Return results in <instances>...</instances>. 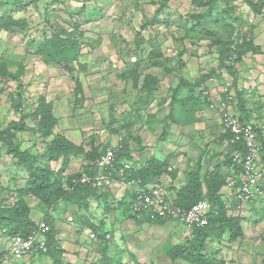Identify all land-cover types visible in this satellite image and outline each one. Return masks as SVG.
<instances>
[{"label":"rangeland","instance_id":"obj_1","mask_svg":"<svg viewBox=\"0 0 264 264\" xmlns=\"http://www.w3.org/2000/svg\"><path fill=\"white\" fill-rule=\"evenodd\" d=\"M83 5L85 17L80 19L76 13ZM200 14L207 15L202 20L213 31L191 30L194 16ZM75 17L82 22L83 36L74 60L45 63L39 48L53 34L72 30ZM218 37L225 45L216 44ZM247 37L257 49L238 60L249 46ZM225 49L230 56L227 66L237 59L236 74L222 63ZM7 59L16 62L12 73L19 70L18 63L25 71L16 77L0 71V127L23 119L30 129L18 131L13 141L34 156L36 167L52 169L62 179L64 172L74 174L86 165L82 158L69 163L62 155H47L56 135H44L39 130L41 117L35 116L46 102L52 103L56 129L75 144L91 149L94 137L95 145L117 148L127 138L132 153L124 160L133 169L125 168V180L117 174L122 164L112 176L105 174L106 168L86 171L80 184L89 186L78 194L85 200L67 196L44 204L23 193L30 176L27 163L16 159L0 138L2 207L13 206L23 194L31 217L47 222L60 236L58 252L16 258L0 219L5 264H100L103 258L111 264H195L174 259L170 250L189 246L196 232L174 219L140 222L148 213H139L145 205L133 194L147 189L145 184L162 185L175 201L202 163L203 194L210 196L205 174L229 155L232 145L222 115L208 108L207 99L219 102L222 112L258 122L264 118V5L258 9L249 0H203V5L197 0H0V65ZM149 75L156 84L148 89L144 83ZM153 158L167 163L168 169L150 181L137 170ZM132 176L137 182L129 185ZM221 200L228 215L244 220L246 229L232 245L228 229L216 230L202 254L214 264H264V199L251 203L255 218L243 215L244 206L234 207L228 195ZM93 224L102 228L95 230ZM107 230L112 237L102 244L99 234ZM92 231L95 239L89 236Z\"/></svg>","mask_w":264,"mask_h":264},{"label":"trees","instance_id":"obj_2","mask_svg":"<svg viewBox=\"0 0 264 264\" xmlns=\"http://www.w3.org/2000/svg\"><path fill=\"white\" fill-rule=\"evenodd\" d=\"M32 1V0H31ZM39 2L41 0H33ZM200 5H203V0H197ZM249 2L255 7L261 8L264 5V0H259L258 2H254L253 0H249ZM86 7L83 5V7L76 13L77 15H80V19L83 18L84 11ZM208 15H211V12L208 11ZM207 16L206 14H200L194 16V18L197 20L195 24H193V28L191 30H197V29H205L208 31H213L211 28H207L206 23L202 20L203 17ZM75 23L74 26H72V30H62L61 32L57 34H53L52 38H47L42 46L39 48L38 53L41 55L43 61L47 64H55L60 63L61 61H66V63H70L72 60H74L75 56L77 55L78 51L80 50V40L83 36V33L80 32V28L82 26V22L78 20L75 17ZM154 21V20H153ZM21 24L25 26V23L22 21ZM84 22V21H83ZM149 23L146 24L144 27H146ZM76 27V28H75ZM75 28V30L73 29ZM77 29V30H76ZM216 31V30H214ZM217 34V32H215ZM252 38L247 37V42L249 46L245 47V49H242L240 53L238 54V60L242 59V54L247 53L248 51H252L253 49H257L254 46V43L252 41ZM222 41V42H221ZM217 43H221L225 45V42L222 40L221 37H218ZM228 49H225L221 53V60L222 63H224V66L229 69V72H233L236 74L235 71H237V67L235 66V61L229 66L226 65V62L230 56H228ZM119 54L123 58L125 56L122 54V51L119 50ZM16 62H13L10 59H7L5 62H3L0 65V71L3 74H7L10 77L22 75L25 71V68L22 63H18V69L17 72L12 73L11 67L14 66ZM70 70H73V67L69 66ZM237 76H235V79ZM146 83H144V87L146 88H152L154 84H156V80L153 78L152 75H149L145 79ZM201 83H196V85H200ZM192 88H195L194 84H191ZM82 89V88H81ZM81 93V92H80ZM242 94V93H241ZM192 98V97H191ZM20 99V96L17 98H14V100ZM209 100L207 99L206 105L209 104ZM14 105L17 103L16 101L13 102ZM36 117L40 116V128L39 130H42L44 135L51 136L56 135L53 142L49 144L47 155L49 157H58V156H64L67 161H70L69 163L73 162V159H83L84 163L86 165L80 171L75 172L74 174L66 175L61 174L62 179H59V176H55V173L52 169L47 168H41L36 167L34 164V156L30 154L27 151L21 150L19 146L15 144L13 139L16 137L18 131L22 130H28L30 129L29 126L23 121V119L19 121H12L8 124L7 128L3 129L0 127V138L3 139V141L8 146V149L14 154L16 159H20L21 162L27 163L28 170L30 172L29 180L24 188L23 193L31 194L39 198V200L44 203L48 204L50 202H57L60 199L64 197H75L76 199L82 198L79 197L78 194L83 192L84 186H89V184H80L81 180H83L84 175H86V171H93L94 172L98 169L97 161L98 159L105 153L106 148L101 147L100 145H95V138L92 137L90 140L91 149L88 148L87 144H75L71 140L65 137L63 132L57 128L58 120L55 118L52 112V103H46L44 102L42 106H40L35 114ZM225 136L230 137V134L227 133ZM88 148V149H87ZM238 148V146H237ZM234 148V149H237ZM233 149V150H234ZM244 153L246 152V148L243 146L240 148ZM232 150V151H233ZM231 151V152H232ZM132 151L129 148V141L127 138L122 142V145L117 147L115 149V166H119L122 163H118V160H124L125 157H131ZM227 163L232 162L231 154L227 156ZM119 164V165H118ZM201 164L199 163L197 166V170L194 173H191L190 176H188L187 183L178 190L177 196L175 199L176 204L179 206L187 207L192 205L193 203L199 201L200 199H204L206 197L209 198V200L212 203V208L210 211L209 221L208 224L202 228H197L194 230L196 232V235L194 239L191 242H188L186 244H183L181 246H178L176 249L170 250V255L174 259H185L190 262H194L195 264H214L213 261L208 258L203 253V250L205 249L206 240L209 236L215 233L216 230L221 229V232L224 230L230 231L229 239L231 241H235L242 233H243V226L242 221L238 220L236 217L229 216L227 213V207L224 204V202L221 200L222 195L220 193L221 188L226 183L225 177L219 172V168H215L213 171H209L205 174V179L207 182L206 190L209 191V195L207 196V193L203 194V182H202V168ZM133 169V168H132ZM131 169V170H132ZM168 169L167 163L159 162L156 158L150 159L149 165L142 166L139 170L140 172H143L145 175L144 177L146 179H149L150 181L155 179L157 176L161 175L164 171ZM132 174V171H130ZM177 173V171H176ZM64 175V176H63ZM133 175V174H132ZM142 175V174H140ZM143 176V175H142ZM86 183V182H82ZM147 185V189L142 188L140 191H135L133 194L134 199L140 200L143 204L144 198L147 195L153 196V191L151 188H148L149 185ZM212 193V195H211ZM78 197V198H77ZM132 197V196H131ZM85 200L86 198H82ZM80 200V199H78ZM108 208V206H107ZM217 208V209H215ZM141 210H139L140 213ZM0 219L5 224V227L7 229L5 230V233H8V236H16L20 235L23 237H27L36 230L39 229V224L37 223L32 217H31V208L29 204L26 202L24 195L18 196L17 200L15 201V204L10 207H2L1 199H0ZM152 221L156 222L158 224L164 223L165 219L161 217L151 218L147 215V217H144V220L142 221ZM95 230H99L102 228L100 225L95 226ZM79 230V229H78ZM107 231L101 232L99 235L102 238V244H105L107 241L106 235ZM112 237V236H111ZM59 239L57 238V230L54 227H50V230L47 234V251L41 253H54L58 252L59 247ZM105 248V245L103 246ZM2 254V253H1ZM0 254V257H1ZM100 264H111V261H109L107 258H103Z\"/></svg>","mask_w":264,"mask_h":264},{"label":"built area","instance_id":"obj_3","mask_svg":"<svg viewBox=\"0 0 264 264\" xmlns=\"http://www.w3.org/2000/svg\"><path fill=\"white\" fill-rule=\"evenodd\" d=\"M258 2V0H255ZM232 95L228 94V102ZM227 103V102H225ZM210 110L214 113L222 115V122L225 130L232 134L231 142L238 146L233 154V160L242 165V171L235 178H228L227 186L230 189H236V194L239 200L245 202L256 198L258 195L264 194L263 182V163H262V138L260 133H264V119L261 121L241 119L239 115L230 111L222 112L223 106L217 101H210ZM246 148L244 153L240 148ZM115 152L108 149L99 161L101 168H106V171L114 167ZM112 173V172H111ZM153 196L147 195L144 198L146 205H151L154 209L160 211L161 214L170 213L180 217V220L192 230L197 226L205 225L208 222L209 203L200 201L193 205L190 209H175L166 203V190L162 186L151 188ZM167 211V212H166ZM50 230V225L47 222L39 224V229L33 234L23 237L16 235L11 237L12 254L15 257L26 256L35 252L47 251V234ZM94 236V234H92ZM0 264H5L4 260L0 259Z\"/></svg>","mask_w":264,"mask_h":264},{"label":"clouds","instance_id":"obj_4","mask_svg":"<svg viewBox=\"0 0 264 264\" xmlns=\"http://www.w3.org/2000/svg\"><path fill=\"white\" fill-rule=\"evenodd\" d=\"M258 1H259V0H258ZM209 104H210V102H209ZM209 104L207 105L208 108H209ZM235 114H236V113H235ZM240 118H241V119H246V118H242L241 116H240ZM263 119H264V118H263ZM263 119H262V120H263ZM246 120H248V119H246ZM224 132H225V134H227V133L230 134V137H229L228 141H229V143L232 145V149L230 150L229 155L231 154V157H232L233 152L236 150V149H234V148H237V146L231 142L232 134H231L229 131L225 130V127H224ZM260 134H261V133H260ZM261 138H262V143H263V148H262V163H263V169H264V137L261 136ZM108 149H111V150H113V151L115 152V149H116V148H106L105 153L107 152ZM233 149H234V150H233ZM237 149H238V148H237ZM232 150H233V151H232ZM231 151H232V152H231ZM105 153H103V155H104ZM103 155L98 159L97 164H96L99 168H101V167L99 166V161L102 159ZM115 158H116V154H115ZM125 160H126V159H125ZM125 160H123V159H122V160H118V163H122L123 166H122V168L120 169V173L118 172L117 174H118V176L123 177V178H122L123 180L127 179L126 172H125V168H133V167H132V164L129 162V160H127V161H125ZM226 160H227V156L224 157V158H223V161H222L221 163L217 164V166L215 167V168H219V172L225 177V180H226V183L223 185V187H222L221 190H220V193H221V195H222V198H225L226 195H228V198L232 199V201H233L232 203L234 204V207H235V206H238V205L245 206L246 203H252V202L258 200V199L260 198V196H262L263 194H262V195H258V196H257L256 198H254L253 200L243 202V201H241V200L238 199L237 194H236V189H230V188L227 186V184H228V181H227L228 178H230V177L235 178V176L237 177V175H239V173L242 171V165H241V163H239V162H235V161L233 160V157H232V162H231V163H227ZM224 164H226L228 167L224 166ZM115 167H116V166H115V161H114V167L110 170V172L106 171L105 174H107V173H111L113 169L116 170ZM215 168H214V169H215ZM214 169H213V170H214ZM263 174H264V171H263ZM111 176H112V173H111ZM129 182H130L129 185H133L134 183L137 182V180L132 176V178H131V180H129ZM263 182H264V175H263ZM129 185H126V186H129ZM161 186H162V185H161ZM162 187H164V189H165V186H162ZM205 188H206V187H205ZM224 188H226L228 191L225 192V191H224ZM165 190H166V189H165ZM166 194H167V195H166V198H165L166 203H167L168 205H170L171 207H174L175 209H178L179 207L182 208V209H190L193 205L199 203L200 201H205V200H206V201L209 203V205H210V207H209V212H208V215H207V216H208V221H209V216H210V211H211V208H212V203H211V201L209 200L208 197H206V198H204V199H200L199 201L193 203V204L190 205V206L183 207V206H179L178 204H176L175 201L171 200L170 197L168 196L167 191H166ZM139 201H140V200H139ZM139 203H140V204H143L141 201H140ZM144 205H145V207L140 206L139 209H140V210H143L144 212H147V213H148V216H150L151 218L161 217V218H163V219H165V220H169V219L178 220V221L181 222V224H183V225L185 226V228H187V226H186V225L180 220V217L174 216V215L168 213L167 211H166L167 213H165V214H161L160 211H158L157 209H154V207H152L151 205H146V204H144ZM254 208H255L254 206H251L252 213H251L250 215L253 216V217L255 218V213H253V209H254ZM144 214H145V213H144ZM250 215H248L247 217H249ZM241 221H242V223L244 222V220H241ZM207 224H208V222H207L205 225L197 226V227H195V228L192 229V230H190V229H188V228H187V229H188L189 231H194V230H196L197 228H202V227L206 226ZM250 224H252V220H250ZM242 226H243V225H242ZM245 229H246V228L243 227V232H244ZM246 231H247V230H246ZM246 231H245V232H246ZM84 232H85V231H84ZM104 232H105V231H104ZM107 232H108V233H107L106 237L110 239V237H111L112 234H111L108 230H107ZM92 234H94V236H92ZM97 234H98V233H97ZM87 236H88V233H87L86 237H87ZM89 236H90L91 239H95V238H96V233H95V231L90 232ZM11 237H13V236H9V238H11ZM239 237H240V236H239ZM57 238H58V237H57ZM59 238H60V236H59ZM208 238H209V237H208ZM238 239H239V238H237L235 241H237ZM240 239H241V238H240ZM240 239H239V240H240ZM229 241L232 242V243H230L231 245L235 242V241H231L230 239H229ZM36 253H41V252H35V253L29 254V255H33V254H36ZM0 254H1V253H0ZM29 255H26V256H29ZM22 257H23V256H22ZM16 258H18V257H16ZM0 259L5 261V259H3L2 257H0Z\"/></svg>","mask_w":264,"mask_h":264},{"label":"crops","instance_id":"obj_5","mask_svg":"<svg viewBox=\"0 0 264 264\" xmlns=\"http://www.w3.org/2000/svg\"><path fill=\"white\" fill-rule=\"evenodd\" d=\"M246 119H248V118H246ZM248 120H254V121H256L255 119H248ZM261 136L264 137V133H261ZM224 191L227 192L228 190H227L226 188H224ZM259 199H264V194H263L262 196H260ZM256 201H259V200H256ZM253 206H254V205H253ZM244 208H245V212L243 213V215H246V214L250 215V214L252 213V210H251V203H246L245 206H244ZM247 208H250V210L248 211ZM246 212H248V213H246ZM248 215H247V216H248ZM247 216H246V217H247ZM259 216H260V215H259ZM243 223H244V222H243ZM58 237H59V235H58Z\"/></svg>","mask_w":264,"mask_h":264}]
</instances>
